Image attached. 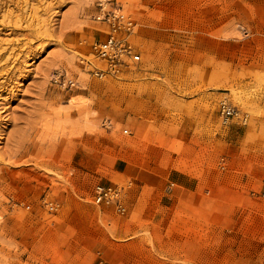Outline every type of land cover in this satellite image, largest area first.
Returning a JSON list of instances; mask_svg holds the SVG:
<instances>
[{"label":"rangeland","instance_id":"rangeland-1","mask_svg":"<svg viewBox=\"0 0 264 264\" xmlns=\"http://www.w3.org/2000/svg\"><path fill=\"white\" fill-rule=\"evenodd\" d=\"M98 1L0 0V264H264V0H112L141 62L102 80Z\"/></svg>","mask_w":264,"mask_h":264},{"label":"built area","instance_id":"built-area-1","mask_svg":"<svg viewBox=\"0 0 264 264\" xmlns=\"http://www.w3.org/2000/svg\"><path fill=\"white\" fill-rule=\"evenodd\" d=\"M94 21L106 28L105 38L94 42L91 46L93 60L82 59L83 72L100 80L115 78L137 70L141 62V54L137 51L132 36L137 23L124 15L122 9L112 0H99ZM55 83L64 88H82L78 79L69 78L64 71H58ZM219 113L223 123L231 120L246 125L249 115L230 103L227 99L220 102ZM125 188L118 186H99L94 201L96 204L113 203L118 211L125 212L123 199ZM264 199V193L262 194Z\"/></svg>","mask_w":264,"mask_h":264},{"label":"bare ground","instance_id":"bare-ground-1","mask_svg":"<svg viewBox=\"0 0 264 264\" xmlns=\"http://www.w3.org/2000/svg\"><path fill=\"white\" fill-rule=\"evenodd\" d=\"M3 178V177H2ZM1 179V178H0ZM1 191V190H0Z\"/></svg>","mask_w":264,"mask_h":264}]
</instances>
